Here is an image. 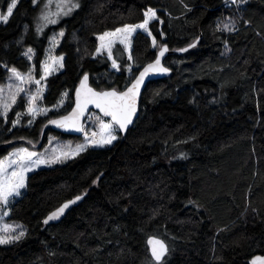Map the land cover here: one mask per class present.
Listing matches in <instances>:
<instances>
[{
  "label": "trees",
  "instance_id": "obj_1",
  "mask_svg": "<svg viewBox=\"0 0 264 264\" xmlns=\"http://www.w3.org/2000/svg\"><path fill=\"white\" fill-rule=\"evenodd\" d=\"M67 1L79 7L42 31L47 0H17L0 23V85L12 67L27 73L35 66L38 76L50 37L64 32L55 52L63 67L48 77L43 95L51 107L67 93L55 117L71 108L85 73L96 90H123L155 59L151 37L140 32L132 39L130 77L124 52H114L120 71L95 55L100 34L142 22L148 7L159 16L149 25L158 46L198 43L166 57L171 75L146 86L125 136L26 175L7 217L25 235L0 245V264H157L146 246L152 236L169 247L160 264H248L264 255V0H245L239 14L224 0ZM10 3L0 0V12ZM226 17L237 20V30L217 31ZM24 110L20 97L7 119L0 115V158L29 141L40 148L48 133L74 138L43 133L47 118L13 127ZM78 195L82 201L59 222L44 224Z\"/></svg>",
  "mask_w": 264,
  "mask_h": 264
},
{
  "label": "snow or ice",
  "instance_id": "obj_2",
  "mask_svg": "<svg viewBox=\"0 0 264 264\" xmlns=\"http://www.w3.org/2000/svg\"><path fill=\"white\" fill-rule=\"evenodd\" d=\"M33 4L37 3V0H32ZM53 0H47L45 9H50V5ZM233 4L237 0H231ZM241 3L244 0H240ZM17 0H11V3L7 7V13H0V22L7 23L9 17L13 14V9L16 7ZM79 7L76 3H69L67 0H58L56 3V12L42 11L39 19L44 22V26L47 24H56L58 18L61 15H69L74 8ZM144 19L137 24H125L120 28H116L111 32H104L100 34L97 39L99 40V46L95 50V55H105L107 60L111 61V67L116 71L121 70V64L118 63L117 58L114 55L116 45L123 46V51L128 53L127 59L133 60L131 55L132 49V37L138 30H142L147 36L151 37V44L153 48L158 47L157 39L152 35L150 30V23L152 21H158L159 16L157 10L152 7H148L143 12ZM56 17V18H53ZM163 23V21H160ZM38 31H42V26L38 27ZM227 30L229 32L235 30L234 23H222L217 25V31ZM60 37L64 36V32L59 33ZM55 44L59 41L54 36L52 38ZM196 44H190L188 48L195 47ZM188 48L179 49L181 52L188 51ZM159 52L156 59L153 62L148 63L138 76H135L129 84L125 86L123 90H118L115 87L109 89L96 90L89 86V76L87 73L83 75L80 81L79 87L75 90V106L71 112L67 115L59 117V119L49 120L50 124L57 126L58 128L66 130H74L84 134L85 142L83 144L76 145L75 149L71 153L60 152L59 155L49 156L47 150L44 153L31 151L27 147L15 148L9 152L6 157L0 158V204H7L10 197L19 196L20 190L26 187V175L40 164H52L61 162V157H67L69 155H79L80 152L87 150L88 147H103L111 144L118 136L120 131H126L128 126L133 123V118L137 112V102L140 96L141 87L145 82V78L150 73H167L170 71L161 63V58L168 52L167 44L159 45ZM32 49L29 48L25 55L29 60L32 59ZM63 56L54 57L48 56L45 61L41 62L42 75L40 79H36L34 76L35 66L29 69L28 73H21L15 67H12L9 71L12 76L10 80L15 79V83H9L7 85V94H5L4 87H0V115L7 119L8 112L17 103L18 97L22 93L26 96L27 114L32 117L28 121L29 124L33 123L34 118L37 115L44 114L50 110L48 108H42L37 104V101L42 99L43 89L40 86L41 80L47 78L58 67H63ZM131 73L132 67L129 65L126 69ZM34 83L38 87L35 92L26 89L25 85ZM63 97H67V93L63 94ZM63 104V98L60 101ZM89 105H94L99 109L102 116L95 117V130L89 131L82 123V118L85 115ZM17 120L13 121V127L19 123V117L21 113H16ZM104 117L110 118L105 120ZM32 142L29 141V144ZM56 149H53L55 152ZM82 197L76 196L75 199L68 200L61 207L53 211L44 221L47 224L51 220L58 219L71 204H75ZM7 215V213H5ZM3 220V216H0V221ZM18 235H11L16 228L11 224H0V244L12 243L19 240L25 235L22 230ZM148 244L151 246V255L160 264L163 261L165 255L168 252L167 245L163 240L151 237L148 240ZM252 264H264V257H255Z\"/></svg>",
  "mask_w": 264,
  "mask_h": 264
},
{
  "label": "rangeland",
  "instance_id": "obj_3",
  "mask_svg": "<svg viewBox=\"0 0 264 264\" xmlns=\"http://www.w3.org/2000/svg\"><path fill=\"white\" fill-rule=\"evenodd\" d=\"M70 1H71V0H70ZM57 2H58V0H57ZM67 2H68V1H67ZM244 4H245V0H244L243 3H241L240 0H237V2H236L235 4H233V3L231 2V0H224L223 6H224V8H227V9H228V8H231V9L234 10V12H235L236 14H239L240 8L243 7ZM48 10H50L51 12L54 13V12L57 11V8H56V9H54V8H53V9H52V8H50V9H45V8L43 7V9L41 10V12H42V11H48ZM73 12H74V9H73V11H72L69 15H71ZM0 13H1V12H0ZM6 13H7V12H6ZM6 13H2V14H6ZM40 14H41V13H40ZM63 16H64V15H61V16L59 17V19H60L61 17H63ZM67 16H68V15H67ZM53 18H56V17H53ZM223 20H224L223 23H234V24H235V30H237V26H238V25H237V20H236V19H233V17H226V18L223 19ZM223 20H222V21H223ZM0 23H3V22H0ZM40 24H41L42 27L44 26V22L41 21V20H40ZM219 24H221V23H219ZM235 30H234V31H235ZM226 31H227V30H226ZM137 32L144 33L142 30H138ZM137 32H136V33H137ZM228 32H229V31H228ZM231 32H233V31H231ZM136 33L133 34V37L135 36ZM144 34H146V33H144ZM54 36H55L56 39L59 41L58 44H55V43L53 42L52 38H53ZM133 37H132V39H133ZM50 38H51V39L49 40V45H48V47H47V49H46L45 58H44L43 61H45L46 58H47L48 56H54V57H55V52H56V50H57V48H58V46H59V44H60V41H61V39H62V37L59 36V33H57V34H53ZM98 43H100L99 40H98ZM155 50H156V54H157V52L160 50V49H159V46L156 47ZM26 52H27V51H26ZM114 52H117V54H120L121 52H124L125 55H126V58H127V56H128V53L125 52V51H123V46L120 45V44H117V45H116V50H114ZM31 55H33V53H31ZM105 55H106V54H105ZM100 56H103V55H100ZM27 58H28V57H27ZM127 61H128V63H127V67L130 65V66L133 68L132 60L129 61V60L127 59ZM57 70H58V68H57L55 71H53L51 74L56 73ZM28 72H29V71H28ZM28 72H27V73H28ZM33 74H34V76H35L36 79H40V76L42 75L41 64H40V73H39V75L37 76V75H35V73H33ZM51 74H50V75H51ZM50 75H48L46 79L41 80V84H40L39 87H41V88L43 89V92H42V99H40V100L37 101V104H38L40 107H42V108H48V109H50V110L47 112L46 115H44V114L37 115V116L34 118L33 123H34L37 119H45V118H47L48 120H50V119L52 118V116L55 117V115H58V114L61 112V108L64 107V106L67 104V98H66V97H63V96L59 99V101H58L54 106L47 107V106H45V105L43 104V95H44V91H45V87H46V81H47V79H48V77H49ZM128 75H129V77L131 76L130 72H128ZM11 76H12V73L9 71V75H8V77H7L6 82H5L4 84L0 85V87H4V89H5V94H7V85H8L9 83H15V79H14V78H13L12 80L9 79V77H11ZM25 87H26V89H29V90H31L32 92H35V90H36V88H37L38 86L35 85L34 83H32V84H29V85H25ZM20 97H22V98L24 99V102H25V110H24V112L21 113V116L19 117V123L16 124V127H18V126L31 127V126L33 125V123H32V124H29V123H28V121H29L30 119H32V117H30V116L27 114V111H26V110H27L26 96H25L24 93H22ZM20 97H18V99H19ZM62 98H63V104H60V101H61ZM18 99H17V101H18ZM72 104H73V100H72ZM72 104H71V105H72ZM71 107H72V106H71ZM70 109H71V108H70ZM70 109H69V110H70ZM69 110H68V111H69ZM9 112H10V111H9ZM9 112H8V114H9ZM66 113H67V112H66ZM8 114H7V115H8ZM98 115H99V114H98L97 112H93V111L89 113V115L87 116V118H86V120H85V123H84L86 129H88L89 131H91V130H95V117L98 116ZM1 116H2V115H1ZM99 116H100V115H99ZM2 117L5 119L4 116H2ZM25 119H27V121H26V122H23ZM104 119H105V118H104ZM15 120H17V116H16V119H15ZM105 120H107V119H105ZM22 124H23V125H22ZM46 129H47V130H50L48 127L45 128V129H44V127H43V133H45V132L47 131ZM44 131H45V132H44ZM41 132H42V128H41ZM117 136H118V138H119V132L117 133ZM118 138H117L116 140H118ZM116 140H115V141H116ZM115 141H113L112 143H114ZM84 142H85L84 134H83L81 137H74V138H72V139H63V138H61V137H59V136H56V135H53V134H49V133H48V134H47V139L45 140V142L42 144V146H41L40 148H38V145H39L40 141H34V142L31 143V144L28 143V144H26V145H21V146H18V147H16V148L27 147V148H29V150H31V151H36V152H39V153H44V152L47 150L48 155H49V156H52V155H59V153H60L61 151H62V152H66V153H71V152L75 149L76 145L83 144ZM112 143H111V144H112ZM88 148H90V147H88ZM14 149H15V148H14ZM14 149H12L11 151H13ZM53 149H56V151L53 152ZM11 151H10V152H11ZM80 153H81V152H80ZM6 156H7V155H6ZM6 156H5V157H6ZM76 156H77V155H74V156L69 155V156H67V157H61V162H57V163H52V164H40L39 166L35 167L32 171L28 172L27 175H29V174H31L32 172H34V171H36V170H38V169H41V168H51V167H54V166H57V165L64 164V163H66V162L72 160V159L75 158ZM24 189H25V188H23V189L20 190V193H21V194L24 192ZM21 194H20L19 196L10 197V198H9V201H8L7 204H0V216H3V220L0 221V224H4V223H6V224H11V225H13V226L16 228V230H15L13 233H11V235H18L19 231H21V227H18V226H21V225L16 224V223L8 222V220H7V217H8V215H9V207H10V205L13 204V203H14V202H15V201L21 196ZM5 213H7V215H5ZM22 230L24 231V228H23V227H22ZM0 234H3V233H0ZM16 241H17V240H16ZM12 243H13V242H12ZM8 244H11V243L0 244V245H8Z\"/></svg>",
  "mask_w": 264,
  "mask_h": 264
},
{
  "label": "water",
  "instance_id": "obj_4",
  "mask_svg": "<svg viewBox=\"0 0 264 264\" xmlns=\"http://www.w3.org/2000/svg\"><path fill=\"white\" fill-rule=\"evenodd\" d=\"M194 43L197 44V43H198V40L195 41ZM185 48H188V46L185 47ZM168 49H169V48H168ZM190 49H191V48H188V50H190ZM158 52H159V51H158ZM158 52H157V54H158ZM185 52H187V51H185ZM185 52H181V51H179V49H177V50H173V51H169V50H168V52L165 53V56L161 58V63L163 64L164 67H166V66L164 65V61H165L166 57H167L170 53H172V54H176V55H181V54H184ZM157 54H156V56H157ZM155 59H156V57H155ZM155 59H154V60H155ZM154 60H153V61H154ZM153 61H152V62H153ZM146 65H147V64H146ZM146 65H145V66H146ZM145 66H144V67H145ZM144 67H143V68H144ZM143 68H141V69L138 71V73L136 74V76L139 75V72L142 71ZM166 68H168V67H166ZM87 74H88V73H87ZM170 75H171V70H170L169 72H167V73H150V74L145 78V82H144V84H143L142 87H141L140 96H139V98H138V102H137V112H136V115H135L134 118H133V123L130 124V125L128 126V128H127L126 131H120V132H119L122 136H125L126 133H127V131H128L130 128H132V126L134 125V123H135V121H136V119H137V117H138V115H139L140 100H141L142 94H143V92H144L146 86H147L150 82L166 79V78H168ZM88 76H89V74H88ZM82 78H83V76L80 78L79 83L77 84L75 90L79 87V85H80V81H81ZM88 84H89L90 87L93 88V86L90 84V76H89ZM75 90H74V93H73V104H72V107H71V109H70L66 114H64V115H67L69 112H71L72 108L75 106ZM92 111H93V112H97L100 116H102V113H100L99 109L95 108L94 105H89L88 109H87L86 112H85L84 117L82 118V123H83V124L85 123V120H86L87 116L89 115V113L92 112ZM64 115H62V116H64ZM59 117H61V116H59ZM59 117H54V118H51L50 120L59 119ZM104 118L107 119V120L110 119V118H107V117H104ZM47 127H48L50 130H52V131H54V132H56V133H58V134H61V135H63V136H68V137H81V136L83 135V133L76 132V131H74V130H66V129L58 128L57 126H55V125H53V124H50V123H49V120H48V122L45 124L44 129L47 128ZM73 199H75V198H73ZM71 200H72V199H71ZM81 201H82V198H81L79 201H77L75 204H71L67 209H65L64 213H63L62 215H60L58 219L51 220V221H49L46 225H51V224H55V223L59 222V221H60V220L66 215V213H67L68 211H70L74 206H76V205H77L78 203H80ZM66 202H67V201H66ZM64 203H65V202H64ZM64 203H63V204H64ZM63 204H61L59 207H61ZM59 207H58V208H59ZM58 208H56V209H58ZM56 209H55V210H56ZM55 210H53V211H55ZM53 211H52V212H53ZM52 212H51V213H52ZM51 213H50V214H51ZM50 214H49V215H50ZM49 215H48V216H49ZM48 216H47V217H48ZM47 217H46V218H47ZM46 218H45V219H46ZM44 221H45V220H44ZM44 224H45V223H44ZM152 237H154V236H152ZM149 238H151V237H149ZM149 238L146 240V246H147V249H148L149 256L151 257V259H152L155 263L158 264V262L155 260V258L152 257V255H151V246L148 244V240H149ZM155 238L162 240L161 238H158V237H155ZM163 241H164V240H163ZM164 243L167 245V243H166L165 241H164ZM167 248H168V252H169V247H168V245H167ZM168 252H167V254H168ZM167 254L165 255V257L167 256ZM257 256H259V257H264V255H257ZM257 256H254L253 258H251V259L249 260L248 264H252L253 259H254L255 257H257ZM165 257H164V258H165ZM163 260H164V259H163ZM160 263H161V262H160Z\"/></svg>",
  "mask_w": 264,
  "mask_h": 264
}]
</instances>
